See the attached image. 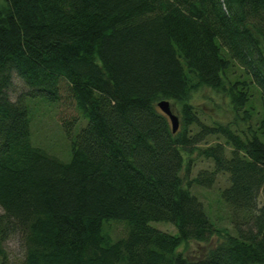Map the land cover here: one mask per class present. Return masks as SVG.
Listing matches in <instances>:
<instances>
[{
	"label": "trees",
	"instance_id": "1",
	"mask_svg": "<svg viewBox=\"0 0 264 264\" xmlns=\"http://www.w3.org/2000/svg\"><path fill=\"white\" fill-rule=\"evenodd\" d=\"M2 1L0 264L12 236L21 264H264V0ZM14 78L26 89L13 98ZM199 86L227 98L229 122L202 120ZM62 91L83 120H59L65 161L30 143L24 102ZM158 100L179 113L174 132ZM192 152L211 169L189 177ZM222 172L232 231L190 190ZM162 220L173 234L150 224ZM188 241L201 247L191 263L177 250Z\"/></svg>",
	"mask_w": 264,
	"mask_h": 264
},
{
	"label": "rangeland",
	"instance_id": "2",
	"mask_svg": "<svg viewBox=\"0 0 264 264\" xmlns=\"http://www.w3.org/2000/svg\"><path fill=\"white\" fill-rule=\"evenodd\" d=\"M3 4V1L0 0V7ZM230 71V70H229ZM238 69L235 70L237 73ZM232 72V71H231ZM231 72H228L229 76L232 77ZM234 72V73H235ZM13 87L9 90L11 97H15L20 90H25L23 83L18 78H14ZM251 96V102L254 107L253 115L250 119L251 123L257 119V111L259 110V94L255 90ZM190 94V102L199 111L200 117L206 123H209L211 120L216 122H229L232 119V113H230V107L227 103V98L221 92H215L210 88L198 87L196 90L192 91ZM24 102L27 105V113L29 116V129H30V143L36 144L42 150L51 156H56L57 159L65 161L69 158L70 155V144L68 142L69 137L63 131L61 126L60 118H70L76 116L79 122H83L80 113L76 110V107L73 104V101L70 97L66 96L65 91L61 93V99L52 105V101L49 102L44 96L38 97H28L25 98ZM171 112L178 116L176 108L170 106ZM237 129H240L242 126H245L243 122L237 121ZM178 124H180L178 116ZM178 126V125H177ZM234 127V126H233ZM78 129V125L74 124L71 128L72 135L75 130ZM195 130V128H193ZM217 139L210 135L206 137L205 144H210L215 142ZM220 141V138H218ZM192 161L189 177L194 176L198 170L201 168L210 170L211 161L205 159L202 156H196L195 152H192L191 155ZM215 179L209 188L191 186L190 190L195 194L203 204L206 215L209 220L217 225V227H226L229 231H232L230 226V217L231 211L226 206V203L221 202L219 196V191L224 185H227V176L225 172L218 173L215 175ZM152 225L160 230H165L168 233L173 234L175 232V227L173 224L165 221H151ZM108 234L112 236H118L123 231L122 223H113L109 221L107 225ZM6 242L3 244V247L9 253V259L12 264H21L22 262V253L20 239L16 237L6 238ZM201 247L195 241L183 242L178 247V251L185 256L186 260L191 263L194 262L196 257L201 253Z\"/></svg>",
	"mask_w": 264,
	"mask_h": 264
},
{
	"label": "water",
	"instance_id": "3",
	"mask_svg": "<svg viewBox=\"0 0 264 264\" xmlns=\"http://www.w3.org/2000/svg\"><path fill=\"white\" fill-rule=\"evenodd\" d=\"M168 104V100H158L156 106H158L160 108V111L168 117L170 121L169 126H171V131L174 132L177 129L176 125H178V117L171 112L170 106H168Z\"/></svg>",
	"mask_w": 264,
	"mask_h": 264
}]
</instances>
